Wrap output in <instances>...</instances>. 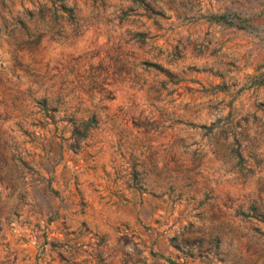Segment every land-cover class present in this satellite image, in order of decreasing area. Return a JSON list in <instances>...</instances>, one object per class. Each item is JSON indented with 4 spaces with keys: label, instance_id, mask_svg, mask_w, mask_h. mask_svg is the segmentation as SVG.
<instances>
[{
    "label": "rangeland",
    "instance_id": "rangeland-1",
    "mask_svg": "<svg viewBox=\"0 0 264 264\" xmlns=\"http://www.w3.org/2000/svg\"><path fill=\"white\" fill-rule=\"evenodd\" d=\"M263 72L264 0H0V264H264Z\"/></svg>",
    "mask_w": 264,
    "mask_h": 264
},
{
    "label": "trees",
    "instance_id": "trees-1",
    "mask_svg": "<svg viewBox=\"0 0 264 264\" xmlns=\"http://www.w3.org/2000/svg\"><path fill=\"white\" fill-rule=\"evenodd\" d=\"M62 6L67 12L69 13L71 12L72 10L71 6L65 5V4H62ZM237 16L238 15L235 11H229V10H225L221 12H210L209 14H207L208 20L216 22V23L224 24V25H237L238 21H236L235 19V18H238ZM243 19L245 20L247 18L244 17ZM136 34L138 35L139 33L137 32ZM258 83H264V72L258 79ZM88 124H89L88 120L84 122H80L79 128L73 131L75 136L76 137L83 136ZM250 208L254 209L255 206L251 205Z\"/></svg>",
    "mask_w": 264,
    "mask_h": 264
}]
</instances>
